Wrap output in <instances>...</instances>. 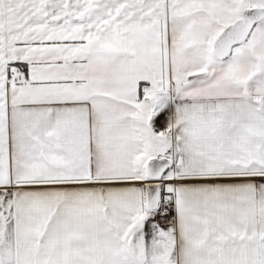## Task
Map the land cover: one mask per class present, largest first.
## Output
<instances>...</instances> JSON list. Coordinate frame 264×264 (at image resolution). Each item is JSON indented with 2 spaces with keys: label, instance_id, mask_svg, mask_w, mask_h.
Here are the masks:
<instances>
[{
  "label": "snow or ice",
  "instance_id": "6c2138e0",
  "mask_svg": "<svg viewBox=\"0 0 264 264\" xmlns=\"http://www.w3.org/2000/svg\"><path fill=\"white\" fill-rule=\"evenodd\" d=\"M0 264H264V0H0Z\"/></svg>",
  "mask_w": 264,
  "mask_h": 264
}]
</instances>
